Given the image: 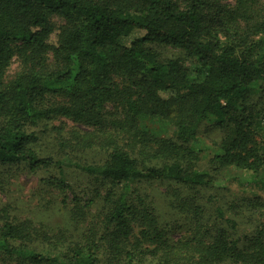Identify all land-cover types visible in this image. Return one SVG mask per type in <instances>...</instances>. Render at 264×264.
I'll return each instance as SVG.
<instances>
[{
	"label": "trees",
	"instance_id": "16d2710c",
	"mask_svg": "<svg viewBox=\"0 0 264 264\" xmlns=\"http://www.w3.org/2000/svg\"><path fill=\"white\" fill-rule=\"evenodd\" d=\"M257 1L236 0L227 10L215 0H0V166L23 165L30 173L61 169L59 160L34 150L39 138L30 128L56 117L101 127L100 110L113 100L123 104L126 114L115 123L123 124L119 131L125 130L118 137L133 139L166 161L159 167L142 166L131 149L114 145L104 163L77 165L106 189L105 196L95 191L87 200L91 204L97 199L104 206L97 235L52 255L19 247L31 241L30 227L7 222L0 227V253L29 264H139L161 250L160 264H177L170 260L153 210H141L140 200L132 201L129 184L146 180L212 187V176L197 168L190 147L209 117L222 136L213 163L254 174L264 189V139L255 141L264 122V112L254 102V96L264 94V14L253 15ZM53 15L73 26L55 29ZM253 20L258 36L239 33L242 22ZM138 32L142 36H135ZM159 48L178 50L197 66L190 71L180 59H163ZM16 51L22 57L28 54L33 66L5 87L2 79ZM48 51L56 57L55 68L43 58ZM113 76L125 77L134 91L118 89ZM53 96L68 104H45ZM172 111L176 122L171 138L139 130L141 116L169 120ZM76 136V148L86 151L93 145L91 136L74 132ZM44 181L59 191L69 188L62 176ZM72 201L79 204L81 199L73 194ZM257 213L252 232L235 236L238 223L216 207L220 226L215 221V226L201 224L190 244L200 264H264V205ZM135 224L142 227L140 239L131 243ZM208 235V244L199 240ZM141 241H153L155 249H143Z\"/></svg>",
	"mask_w": 264,
	"mask_h": 264
},
{
	"label": "rangeland",
	"instance_id": "374dc122",
	"mask_svg": "<svg viewBox=\"0 0 264 264\" xmlns=\"http://www.w3.org/2000/svg\"><path fill=\"white\" fill-rule=\"evenodd\" d=\"M227 10H232L236 0H215ZM254 16L264 14V0H258ZM254 5V6H256ZM50 21L55 29L71 28L72 24L59 16H51ZM253 23H241L240 32L247 31L246 35L252 38L256 35ZM138 32L135 36H142ZM222 38V37H220ZM54 42L56 38H53ZM163 59H180L184 66L193 71L197 66L194 59L186 57L182 52L170 48L157 49ZM18 51L12 57L2 79L3 86L9 87L15 79L30 72L33 60L28 54ZM43 58L47 66L56 67V57L52 51L44 53ZM113 83L118 89H128L132 92L134 87L131 82L122 76H113ZM258 109L264 112V94L254 96ZM48 106L67 105L68 101L61 97H50L45 102ZM176 112V111H175ZM175 112L169 114V120L160 117L143 115L138 120V128L154 138L168 139L172 137L175 129ZM123 104L117 100L107 103L100 110L101 127L76 124L70 120L56 117L42 122L36 127H31L30 132L36 133L38 141L33 145L34 150L43 157L60 161V168L50 167L30 173L23 165L0 166V227L7 222H27L30 229L31 241L22 243L19 247H26L37 252L60 255L76 244H83L89 238H94L98 232V223L104 213V206L99 200L88 204L95 191L105 196V187L97 184L95 180L85 175L77 165L102 164L107 159L110 147L120 145L132 150V156L139 165L159 167L166 163L165 160L155 158L148 148L133 139L128 141L121 138L125 130L119 131L123 124L116 122L125 119ZM118 131L121 137H118ZM74 132L80 137L88 135L93 139V145L86 151L82 146L76 148V141L80 138L73 137ZM255 141L264 139V122ZM221 133L214 125V118L204 122L190 147L196 154L195 164L199 170L208 172L213 180L212 187H189L173 182L140 181L129 184L128 195L139 202L140 209L153 210L155 225L161 230L169 252L171 261L177 264H200L199 257L192 248L193 238L201 230L200 225L215 226V208H221L225 218L236 221L239 225L238 233L252 232L257 224L260 206L264 205V189L256 183L254 174L245 173L234 167H220L212 159L220 154ZM62 142L63 147L59 145ZM131 145V146H130ZM130 146V147H129ZM74 147V148H73ZM76 148V149H75ZM68 184L66 191H59L48 185L44 179L61 177ZM263 176V174H262ZM76 194L81 202L72 201ZM211 198V200H210ZM138 199V200H137ZM215 199L216 203L212 200ZM87 201V202H86ZM195 209L199 210L195 213ZM218 226V224L216 222ZM142 228V227H141ZM141 228L133 225L131 243L140 239ZM199 240L208 244L212 238L200 236ZM141 246L146 250H154L155 243L141 241ZM161 250L156 254H148L139 264H160ZM0 264H29L21 257H10L0 253Z\"/></svg>",
	"mask_w": 264,
	"mask_h": 264
}]
</instances>
